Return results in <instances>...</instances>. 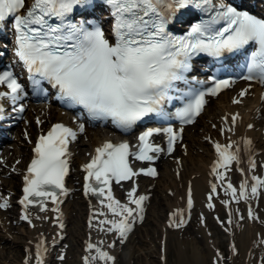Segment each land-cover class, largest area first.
<instances>
[{"label":"snow or ice","instance_id":"1","mask_svg":"<svg viewBox=\"0 0 264 264\" xmlns=\"http://www.w3.org/2000/svg\"><path fill=\"white\" fill-rule=\"evenodd\" d=\"M102 2L108 6L109 15L114 19L107 33L103 27L88 23V15L100 6L98 0H0V23L12 18L15 55L31 74L33 85H39L41 80L48 81L53 88L58 89L60 98L69 107L83 106L93 120L111 118L117 127L129 129L153 113L167 118L169 114L165 112L164 104L186 99L187 102L176 110L175 115L185 124L193 123L207 103L206 96L218 95L232 83L230 80H219L207 91L197 89L194 82L203 81L190 79L187 74L192 70L193 58L200 54L219 58L226 53H236L252 46L254 51L247 65V75L242 79L257 80L264 84V18L239 10L224 0L218 3L215 0ZM189 6L199 9L206 18L191 24L186 34L176 35L169 30L170 25L177 12ZM77 12L83 19H76ZM181 83L185 87H181ZM0 85L8 89L0 91V102L8 98L15 105L26 95L12 71L0 72ZM247 93L248 89H244L240 96ZM233 102L239 104L241 100L235 99ZM14 110L23 112L24 105ZM2 112L3 106L0 103ZM224 119L227 121L228 117ZM231 119L235 124L240 119L239 114L233 115ZM232 130L231 127L226 129ZM79 131H84L83 124L79 126ZM161 132L167 133V151L171 153L176 141L181 138L183 128H148L138 137L136 151H132L127 141H107L97 147L90 162L83 165L87 173L85 195L98 197L102 206L93 218L103 216L99 225L107 227H101L100 230L118 234L121 241L128 238L137 219H144V201L148 197L137 196V187L134 186L127 193L128 202L121 203L113 195L112 183L132 180L141 173L157 175L153 167L134 170L129 157L140 161L156 159L154 154L164 149L152 143L150 138ZM76 138L77 132L63 124H55L47 134L40 135L34 149L35 158L24 176V195L20 200L25 209L22 218L30 224L32 221L28 208L31 205H37L41 212H46L47 201L51 200L56 205L53 211L60 212L59 204L62 201L59 197L69 192L65 187L71 155L68 145ZM234 144L216 142L214 145L218 159L212 173L226 183L224 191L230 199L222 201L225 205L232 201L239 203L241 200L258 198L259 191L264 189V177L257 175L250 177L253 182L250 191L248 177L239 188L226 180L231 165L241 162V148L237 146L233 150ZM244 146L251 152L252 141L246 138ZM248 163L251 169L257 167L253 158ZM240 171L244 172V169ZM211 189L207 204L209 209L215 208L212 200L214 195H218L217 184L213 183ZM187 205L190 214L193 207L191 189ZM6 207L8 201L5 199L0 203V208ZM184 215V210L173 212L169 226L183 227L187 223ZM248 218L259 219L251 206L248 208ZM227 223H233L231 213ZM89 224L91 226V220ZM60 227H64L63 223ZM43 243L41 240L37 245L36 264H44L43 253L47 249ZM87 250L89 253L95 251L96 255L85 256V264H94L96 260L104 264L109 261L115 264V257L97 244L89 242ZM216 264H219V259ZM261 264H264V259Z\"/></svg>","mask_w":264,"mask_h":264},{"label":"bare ground","instance_id":"2","mask_svg":"<svg viewBox=\"0 0 264 264\" xmlns=\"http://www.w3.org/2000/svg\"><path fill=\"white\" fill-rule=\"evenodd\" d=\"M253 91L255 94L248 95L242 99L244 102L238 105H234L230 101L234 91L225 92L218 99L212 100L195 127L196 130L187 128L184 135V142L188 147L187 151L179 149L175 155L180 156L181 161L166 158V160L159 163L161 173L156 180L148 178L140 180L143 193L149 192V189L146 188L149 185L153 187V190H151L153 197L149 201L152 203L149 208V213L152 215V226L142 228L138 234V243L134 246V250L132 249L129 252L131 254L138 251L139 257L143 261L142 264H161L159 256L162 254L160 249L154 247L157 238L160 244L165 241L166 259L170 260L171 249L175 248L176 264H211V262L216 264L218 259L220 264V261L225 257L221 248L224 242L222 240L223 233L226 235L231 264H261L262 259H264V243H262L264 241V202L262 199L253 204V209L260 213L259 220L251 221L247 218L243 210L244 203L235 202L234 205L227 207L222 203L224 200L221 196L213 200L215 208L212 211L206 212L205 209V194L209 191L210 182L213 178L210 165L216 158L212 140L223 139L220 133L221 126L225 129L228 127L233 129L224 132L226 134L225 140L235 142L236 147L237 144L241 145V151L243 155L245 154L241 166H245L247 170L251 171L248 166L250 158L257 159L264 164V140L262 139V133H260L261 129L258 130L257 128L258 126L263 127L264 118H255L259 112L264 113V106H261L259 100L260 89L255 88ZM37 112H40V110H37ZM237 113L241 119L233 124L231 117ZM52 114H55L58 119L65 118L57 112ZM224 117H228L226 123L223 122ZM249 123H253L251 129L247 128ZM33 130H36L35 133H37V129L34 128ZM88 135V141L81 140L77 144V149L82 153L75 154L72 157L74 163L87 160L86 152L92 151L94 146L102 144L103 139L107 137V134L100 131L91 132ZM246 136H248L247 139L251 138L252 140L251 152L247 151L244 146ZM12 144L15 145V156L12 157V163L18 157L26 158L29 155L30 146L24 139L20 138L19 141L12 142ZM261 150L262 153H260ZM6 154H10L9 149ZM26 159L15 165V169L22 170L25 167ZM8 172V170H5L0 175V198L14 190L18 193L21 184L20 177L15 172L10 171V174ZM77 176L78 174L71 173L68 178V185L73 189L76 187ZM230 177L228 175V178ZM189 183H191L193 197L196 201L193 211L196 213L198 220L192 228L193 231L190 234H184L182 232L185 230L184 228L168 227L166 221L168 220L169 211L185 207L187 204L186 189ZM72 195L75 198L69 199L60 207L63 211V218L67 222L66 232H69V240L72 241L67 259L72 258L71 250L80 247L79 251L82 254L77 262L78 264H85V261H82V256L86 254L83 250L87 244L86 239L97 241L98 246L105 251H111V255L117 253L119 249L110 247V244L114 241L113 235L101 231L96 225L91 227L86 225V219L93 209L90 205L95 203L81 194L72 193ZM10 199L11 202L14 201L13 198ZM223 212L227 213L223 221L224 225L220 226L223 233L216 230L211 233L209 230L211 224L207 222L209 217L211 218V215L213 216L215 213L222 214ZM230 213L233 220L232 224L227 223ZM15 214L16 212L13 210H0V264H34V254L31 247L34 241L38 240L41 232L47 235L49 242H59L53 235L55 232V226L51 224L53 213L48 212L41 215L42 220L35 219L36 225L33 228L29 227L28 222L24 223L19 220L18 214L14 217ZM48 215L51 220L47 221L45 217ZM92 215L94 214L92 213ZM205 215H207L206 224H203L201 220L205 218ZM241 216L244 217L243 220L240 219ZM72 226H74L73 229ZM64 241L54 248L60 246L66 248ZM233 245H235V250H233ZM93 252L88 254L93 256ZM58 255L60 256V253ZM25 260L28 262H25ZM65 264H69V262ZM94 264H104V262L96 260ZM107 264L112 263L107 262Z\"/></svg>","mask_w":264,"mask_h":264},{"label":"rangeland","instance_id":"3","mask_svg":"<svg viewBox=\"0 0 264 264\" xmlns=\"http://www.w3.org/2000/svg\"><path fill=\"white\" fill-rule=\"evenodd\" d=\"M149 217L147 219V222L143 225V227H141L134 235H133V238H132V241L130 244H128L125 248V250L122 252V261L120 262V264H142L143 261L142 259H140L139 257V252H135L133 253L131 256H130V261L129 259L125 258L128 254V251L133 248L134 250V246L138 243V240H139V237H138V234L141 232L142 228H147V226H152L151 225V219H152V215L149 213L148 214ZM74 228V226H72V229ZM218 229V228H217ZM70 236L67 237L66 240H69ZM72 243V242H71ZM225 244V243H224ZM172 253L170 255V260H169V264H176V260H175V248L173 247L172 249ZM72 251V254L74 253L73 250ZM156 258V257H154Z\"/></svg>","mask_w":264,"mask_h":264}]
</instances>
